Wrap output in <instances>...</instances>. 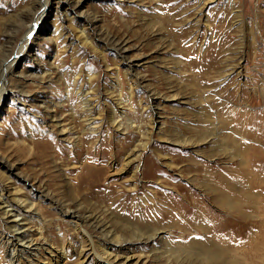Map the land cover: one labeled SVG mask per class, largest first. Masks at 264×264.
I'll return each mask as SVG.
<instances>
[{"label": "rangeland", "instance_id": "rangeland-1", "mask_svg": "<svg viewBox=\"0 0 264 264\" xmlns=\"http://www.w3.org/2000/svg\"><path fill=\"white\" fill-rule=\"evenodd\" d=\"M38 1L0 0V64L39 24L0 104V264H264V147L230 132L264 118L238 108L264 80V0H52L22 21ZM15 224L35 241L13 261Z\"/></svg>", "mask_w": 264, "mask_h": 264}, {"label": "bare ground", "instance_id": "bare-ground-1", "mask_svg": "<svg viewBox=\"0 0 264 264\" xmlns=\"http://www.w3.org/2000/svg\"><path fill=\"white\" fill-rule=\"evenodd\" d=\"M52 4H53L52 0H39L35 5H33V7H28L27 10L25 12H23V14L21 15V20L23 21V20H27V19H31V18L33 19L35 17V14H37V13L44 14V17L47 16V14L49 13V11L51 9ZM23 28H24V34H23L22 39L18 42V44L14 47L3 50L5 55H4V59L2 60V62L0 64V67L4 68L3 74H1L2 79L0 78L1 79V82H0V104L2 103L5 95L9 91V86H8L9 76L13 73V67H14L15 63L21 58L22 55H24L23 53H25V51L30 48V44L32 43V40H34V38L36 36H39L38 21H37V23L34 22L32 24H29V25L24 24ZM81 36L85 37L86 38L85 42L88 43L87 34L84 30L81 31ZM115 45L119 46L117 44H115ZM259 72H261V71H258V73ZM254 90H255V92L253 91L251 95L247 94V93L242 94L241 97H245L247 99V101L244 103L239 101L240 102V103H238L239 104L238 105L239 106L238 107L239 108V114H243V115L246 114L247 116L248 115L253 116V115H257V114H264V111H263L264 110V80L262 82L261 81L259 82L257 80L255 83V86H254ZM253 101H257L259 104V107H261L263 109L262 110L259 109L256 111V109L254 108L255 105H253ZM121 103H122L121 100H118L117 105L120 106ZM244 104H245V107L242 108V106ZM117 117L118 116L114 115L111 118V122H112L113 126H115L117 129H121V128L125 129V123L121 122V121L119 122L117 120ZM254 119H256V118H254ZM85 120L90 121V120H92V117H87ZM255 122H257V121H255ZM261 122L262 123H259V124L252 126V127L246 128L245 132L243 131L244 133L242 132L241 134L235 132L234 129H230V132L235 134L236 139L240 140V138H242L244 141H250V140L253 141L254 140L257 143L262 144V146L264 147V118H263V121H261ZM254 129L256 130L255 132L253 131ZM249 132L256 133V135L254 134L255 136L252 138L249 135L250 134ZM212 134L217 135L216 133H212ZM184 141H185L184 145H186L188 143V140L185 139ZM218 141H220V139H218ZM244 144H246V143H244ZM143 146H144V148H146L147 145L144 144ZM261 151L264 155V148H261ZM257 152H258V149L255 148L252 153H249L247 155L248 158L251 159L252 156L257 158ZM241 156L243 159H245L244 154ZM0 163H3V165L7 166V164L4 160L0 161ZM5 194L6 193H4L2 190H0V200L2 201L3 206L7 207V208H4V213L10 214L12 212V209H14L15 205L10 203V201L5 197ZM183 196H185L187 198H191V193L185 192V193L179 195L180 198H183ZM13 200L17 204H20V205L22 204L27 208L28 207L33 208L35 206L34 201H32L29 197H19L17 195H14ZM181 202H182V200H179V203H181ZM61 211L69 213L68 212L69 210L67 211V209H64V210L61 209ZM20 215H21L20 213H17L14 216L19 217ZM20 229L21 228L18 227V224H15V225H12L10 227V231L7 233L8 235H7L5 247L7 250L11 251L10 257L12 260L14 258H16L17 255H15L14 253H17L19 246H22V245L24 246L27 244L29 247H32L33 242L35 241V239L33 238V234H31L30 232L28 234H25V235L18 234V231ZM36 234L37 235L39 234L42 237V232L36 231ZM88 238L90 239L91 243L94 244V241L92 240L91 236H89ZM24 249H21V250L24 251ZM47 249H49L51 253L53 252L49 247ZM104 254H108V253L106 251L103 252V254L96 252L95 256L97 257L98 262L100 259H104ZM62 256L64 257L65 253H62ZM30 261H31V263L35 262L33 257L31 258ZM100 264H113V262L111 260L107 259V263H101L100 262Z\"/></svg>", "mask_w": 264, "mask_h": 264}]
</instances>
